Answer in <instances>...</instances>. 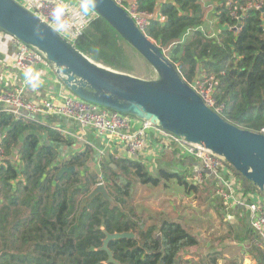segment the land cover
Here are the masks:
<instances>
[{
  "label": "trees",
  "instance_id": "1",
  "mask_svg": "<svg viewBox=\"0 0 264 264\" xmlns=\"http://www.w3.org/2000/svg\"><path fill=\"white\" fill-rule=\"evenodd\" d=\"M207 1L137 0L142 12L158 10L164 18L163 22L151 19L143 32L186 82L196 75H214L215 99L224 104L221 117L258 131L264 126V11L248 10L235 32L230 29L235 21L225 8L227 0H216L215 12L208 14L219 24L212 35L209 22L203 20ZM72 44L89 58L124 71L127 50L133 49L99 15ZM137 55L142 65L153 70ZM72 144L73 139L61 131L0 112V264H104L106 252L96 250L104 237L101 226L109 233L134 232L133 238L108 243L121 264H175L185 248L196 244L183 224L146 217L131 200L136 184L168 188L174 179L189 192L196 186L191 180L165 169L151 174L140 161L100 157L99 171L116 205L100 195L85 200L97 183L86 171L93 150L86 145L59 163L58 145ZM62 166L75 169L57 177Z\"/></svg>",
  "mask_w": 264,
  "mask_h": 264
},
{
  "label": "water",
  "instance_id": "2",
  "mask_svg": "<svg viewBox=\"0 0 264 264\" xmlns=\"http://www.w3.org/2000/svg\"><path fill=\"white\" fill-rule=\"evenodd\" d=\"M79 1L104 18L158 73L161 82L113 69L109 70L126 78L100 74L79 56V50L72 43L15 0H0V29L41 51L56 68L64 85L79 98L149 119L175 135L210 149L222 156L252 185L264 191V134L242 129L206 106L155 41L115 0ZM261 104L264 102L261 101ZM74 169V166H62L56 176ZM94 178L97 180L96 175ZM96 195L110 205H116L104 184L96 183L85 200ZM100 229L104 237L96 250L106 252L107 258L103 263L121 264L113 258L108 243L113 239L133 238L134 232L109 233L103 226Z\"/></svg>",
  "mask_w": 264,
  "mask_h": 264
},
{
  "label": "crops",
  "instance_id": "3",
  "mask_svg": "<svg viewBox=\"0 0 264 264\" xmlns=\"http://www.w3.org/2000/svg\"><path fill=\"white\" fill-rule=\"evenodd\" d=\"M153 14L160 22L164 21L158 10ZM213 25L209 23L210 27ZM15 47L16 41L13 36L0 29V90L21 88V98L28 102L48 97L58 98L68 92L54 72L52 63L45 58L35 63L29 73L16 66L13 62ZM5 111L6 106L0 104V112ZM31 117L42 127L60 130L73 139V144L67 146L70 147V151L64 152L63 145H58L62 156L89 146L93 154L89 158V170L87 167L86 171L93 177L98 170L96 165L100 157L140 161L151 174H156L159 169H165L183 175L189 182L195 169L201 167L199 158L184 152L176 142L164 143L163 138L153 129L145 131L143 147L131 155L124 145L110 142L91 128L81 126L70 119L50 114ZM139 126L137 121L132 122L130 131L135 132ZM222 181H228L234 186L233 197L238 199L237 202H223L215 194L218 183ZM171 182L180 188L174 192L175 197L176 194L186 193L193 194L198 200L184 208L176 205V208H165V211L160 210L157 215L152 214L159 222L163 220L180 222L196 238V244L185 248L176 258L175 264H264V248L260 246L257 235L249 226V210L239 202L243 197L250 199L251 193H259L260 189L253 188L249 181L248 186H242L243 182L239 181L237 174L226 165L223 172L217 175L203 172L202 181L192 182L196 186L189 192L174 179H171Z\"/></svg>",
  "mask_w": 264,
  "mask_h": 264
},
{
  "label": "built area",
  "instance_id": "4",
  "mask_svg": "<svg viewBox=\"0 0 264 264\" xmlns=\"http://www.w3.org/2000/svg\"><path fill=\"white\" fill-rule=\"evenodd\" d=\"M15 1L49 25L70 43H73L81 35L83 29L97 15L95 11L79 0L76 3L65 0ZM200 1L205 2V0ZM115 2L124 8L142 31L151 19L158 20L153 13L147 14L142 12L138 7L137 0H115ZM263 7L264 0H248L241 4H236L233 0H227L225 2V8L229 16L235 21V24L230 29L235 32L239 31L247 11L255 9L263 12ZM203 8L206 10L203 18L204 22H209L210 25L217 24L219 27L216 17L212 16L210 18L207 14L209 12H215L214 9L216 7L212 4H203ZM223 28H229V26L225 25ZM211 34L214 35L215 32H211ZM13 38L16 41L13 62L24 72L29 73L32 66L39 62L41 58H45V56L36 47L26 44L14 36ZM234 58L235 60L238 59L237 56H234ZM53 70L61 80L54 66ZM187 83L200 96L206 106L221 116L224 104L217 103L215 99L216 78L214 75H196ZM66 88L68 92L61 97L42 98L36 102L24 101L21 98V88L3 89L0 90V104L5 105L6 112L12 114L15 119L29 120L32 119V115L44 114L57 115L70 119L81 126L91 128L99 136L106 138L110 142L124 145L127 152L131 155L136 154L143 147L145 131L153 129L163 138L164 143H168L169 141L176 142L184 152L192 154L201 160V167L195 169L192 173L191 182H201L203 172H210L215 175L223 172L225 159L210 149L190 142L184 137L175 135L151 122L149 119L124 114L85 101L79 98L69 87L66 86ZM134 121H137L140 126L135 132H132L130 131V126ZM255 132L264 134V126ZM2 154L3 151L0 147V158ZM96 166L98 169L96 172L97 183L105 185L104 178L99 171L98 162ZM234 193V186L228 181L219 182L215 190V194L223 202H237L238 199L233 197ZM239 202L248 208L250 214L249 226L257 235L260 246L264 248V191L261 190L259 193H251L250 199L249 197H243Z\"/></svg>",
  "mask_w": 264,
  "mask_h": 264
},
{
  "label": "rangeland",
  "instance_id": "5",
  "mask_svg": "<svg viewBox=\"0 0 264 264\" xmlns=\"http://www.w3.org/2000/svg\"><path fill=\"white\" fill-rule=\"evenodd\" d=\"M207 3L216 4V0H210V2L207 1ZM216 29H218V26L213 25L209 30H210V32H214ZM129 47H130V45H129ZM127 52H128L129 57H128V62H127L126 67H125L126 68L125 71L117 69V68H113L111 66H108L106 64H103V63L95 61V60H93V61H95L99 64H102V65L106 66L107 68L116 70V71L130 73L134 76H137V77L143 78V79H147V80H152V81H156V82L159 81V83L161 82V78L158 75V73H156L154 70H150L149 67H145L144 65L141 64L142 59L138 58L137 53L133 49H132V51L127 50ZM62 148H63L64 152L70 151V149H69L70 147H67L65 145H63ZM68 156L69 155L62 156L60 153L59 163H61ZM224 161H225L224 163L226 166H228L232 171H235V169L226 160H224ZM87 169L89 170V167ZM237 176L239 178V181L243 182L242 186H248V180L246 178H244L242 175L240 176L238 174H237ZM168 183H170V182H168ZM161 184H162V182H161ZM165 187L166 186L163 187L162 185L155 187V186H151V185L136 184L135 189L133 190V194L131 196L133 206L138 211L143 212V214L147 217V216L152 215V214L157 215L160 210L165 211V208L173 209V208H176V205L178 207L184 208L189 203L194 204V203L198 202V200H196V198L194 197L193 194H189V195H187L186 193L183 195L182 194H176L177 196L175 197L174 192L176 190L180 189L177 186H174L171 184L170 187H168V188H165ZM176 199H178V203H176Z\"/></svg>",
  "mask_w": 264,
  "mask_h": 264
},
{
  "label": "bare ground",
  "instance_id": "6",
  "mask_svg": "<svg viewBox=\"0 0 264 264\" xmlns=\"http://www.w3.org/2000/svg\"><path fill=\"white\" fill-rule=\"evenodd\" d=\"M77 53L79 54V56L85 62H87L90 66H92L100 74H103V75H112V76H117V77H121V78H126V77H123L122 75L118 74L117 72H114V71L109 70L110 68H107L106 66H104L102 64H99V63L93 61V59L91 60V58H89L85 54L81 53L80 51H77Z\"/></svg>",
  "mask_w": 264,
  "mask_h": 264
}]
</instances>
